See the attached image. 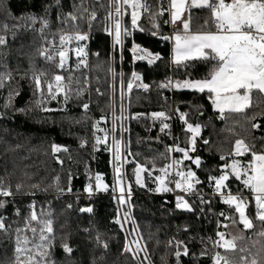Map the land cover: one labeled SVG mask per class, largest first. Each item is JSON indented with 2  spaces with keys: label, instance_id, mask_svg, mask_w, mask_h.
<instances>
[{
  "label": "trees",
  "instance_id": "16d2710c",
  "mask_svg": "<svg viewBox=\"0 0 264 264\" xmlns=\"http://www.w3.org/2000/svg\"><path fill=\"white\" fill-rule=\"evenodd\" d=\"M146 2L151 6L152 11H157L161 6L167 9L169 4V0H146ZM59 3L60 6L56 7V0H0V33L7 38L6 45L0 46V72L10 71L12 74L11 82H6L5 87L0 89V112H6L5 116L0 117V178H3L5 186H11L14 193L16 185H22L21 194L15 195L14 199L0 197L7 201L6 208L0 209V215L7 216L8 220L5 223L11 224L7 235L0 232V264H13L15 228L23 227V218L29 212L27 206L33 201L38 213L43 209L52 214L53 227L57 235L53 258L57 264H91L94 258L97 264H213L212 257L217 251L227 257L232 264H241L242 256L246 257L250 264L256 254L264 249V236L259 235L264 232V224L256 218L257 210L253 196L246 200L247 215L253 227L245 229L239 222V214L235 212L234 207L229 208L220 200L211 205V211L205 206V212L201 215L198 210L199 201L195 196L187 197L190 203L195 201L197 205V212L190 213L175 209V197L162 194L163 192L157 193L153 191V187L147 189L137 185L134 175L136 163L133 161L145 164L146 161L155 160L156 168L163 167L172 160L183 157L179 152L168 153L167 148L175 147L177 144L181 148L187 147L191 134L185 132L186 126L179 120L174 122L172 128L162 132L161 123L152 127L149 116L139 119L132 116L138 112L151 115L153 112L163 111L165 114H171L178 108L179 112L188 114L190 123H200L201 136L203 139H208L210 145L205 146L198 137L196 152L190 155L201 157L202 168L197 169L189 161H184L182 167L185 169L191 167L204 181L209 173L214 176L221 174L219 166L224 163L220 160L221 155L228 158V163H231L232 159L241 160L242 163L251 160L250 153H245L243 157L234 155L235 141L238 139L249 146L254 145L253 151L264 152V93L253 90L250 107L243 113L226 112L222 119L213 109L206 92L198 93L194 90L170 92L168 89L158 87L159 83L164 82L171 75L174 81L200 79L210 67L199 61L185 62L187 67L184 64L177 66L171 62L170 24L165 23L170 20L167 11L163 16L156 18L155 24L159 25L158 29L153 26L152 18L147 13H143L137 22L138 28L133 30L131 11L128 9L129 14L124 17L123 24L129 27L132 35L124 40L122 47L113 48L112 36L103 30L106 24L104 18L108 11V0H100L99 3L97 0H83L89 13L91 11L97 13L91 30L87 23L88 13H85L83 20L67 19V22H64L68 13L77 14L72 6L80 5L81 0H59ZM45 5H52L45 16L50 22L47 31L69 33L89 30L91 33L87 45L89 54L87 67L77 72L64 73L66 85L72 89V93L62 112H43L38 109L35 100L39 94L34 92L30 74L17 68L18 55L33 44L35 33L33 30L23 28L17 31L13 26L23 23L19 19L21 16L29 14L44 16ZM190 16L191 30H214L210 24L205 25V20L210 17L207 9L192 8ZM4 25L8 26L7 32L4 31ZM13 31L16 32L15 38L12 36ZM153 31H156L157 35L153 36L151 34ZM164 36H169L170 39L165 40ZM133 43L160 53L162 59L153 65H149L147 61L134 59L130 52ZM96 53L99 55L97 56ZM113 71L116 73L115 76ZM133 71L141 74L144 82L151 87L145 91L133 89L129 92L123 105L122 124L121 93L122 90L127 91V84L132 78ZM121 72L124 73L123 77L119 75ZM46 75L48 80L52 76L51 73ZM17 88L20 90V95L14 98L13 103L15 108L27 106L29 110L26 113L3 107L9 91ZM97 88H107L108 96L106 98L92 96L91 91ZM77 91H82L83 94L77 96L75 94ZM82 103H89L87 112L83 110ZM193 106H201L202 114L195 111ZM102 116L104 120H101ZM96 121H100L99 125L109 134H112L114 124L115 138L122 140L124 146H127L124 150L123 173L126 186L130 185L132 191L129 204L118 205L113 198L117 191L116 193L112 191L111 153L92 151L93 126ZM253 124L260 126L253 128ZM53 144L68 148V152L61 154L62 160L58 159L59 154L52 152ZM147 167L152 169V164H147ZM89 173L102 174L103 182L109 186L108 191H96L95 195L85 192V185L91 183ZM169 178L172 179L171 176ZM57 183L64 189L63 192L57 191ZM227 183L238 192L248 190L234 177H230ZM32 185H39V188H32ZM205 185L206 183L200 186V191L205 190ZM69 204L71 208L67 207ZM17 207L20 209L19 217L14 214ZM86 207L93 208V212L81 213L80 209ZM120 208L123 214L128 213L126 221L128 234L134 240L136 234L129 213L138 228L139 237L146 250L145 253L139 251V257L133 258V253L124 252L123 245L127 234L120 225L112 223ZM219 210H223L225 216L233 217L236 222L233 223L232 219L226 220L223 217L222 225L227 227L217 228ZM185 226L188 227V231L184 230ZM85 228L91 229V232H84ZM217 231L224 232L225 238L229 240L236 237L234 241L236 248L225 251L223 248L212 246ZM97 232L101 234V240L109 244L107 250L97 245L95 240ZM61 236L69 237L68 242L74 249L70 257L66 256L60 247ZM176 241L184 242L189 249L188 255H183L181 248L182 254L177 259ZM205 248L207 255L201 256L200 253Z\"/></svg>",
  "mask_w": 264,
  "mask_h": 264
},
{
  "label": "snow or ice",
  "instance_id": "6c2138e0",
  "mask_svg": "<svg viewBox=\"0 0 264 264\" xmlns=\"http://www.w3.org/2000/svg\"><path fill=\"white\" fill-rule=\"evenodd\" d=\"M99 3L100 0H97ZM56 7L60 6L59 0H56ZM103 6V5H101ZM52 5H45L44 16H36L35 14H29L27 16H21L19 19L23 22L21 24L14 25L13 27L19 31L21 28L24 30H35L34 26L37 21L40 23L38 29L41 36L44 35V31L49 27V20L45 18L48 10ZM74 12L68 13L64 22L67 19L76 21L77 19L83 20L85 13L87 15V23L89 30H91L93 21L97 18V13L91 11L89 13L88 8L84 6L83 0L80 5L73 4ZM199 8L207 9L210 12V17L205 20V25H211L214 30L201 31L196 33L190 32V9ZM128 9H131V28L136 30L138 28V20L141 18V14L147 13L153 20V26L159 28L158 24H155V20L158 17L164 15L165 11L170 16V21L165 23H171L176 25L177 22L182 24L183 34L177 32L174 35V47L172 49V63L179 66L188 61H199L206 65H210L205 76L200 79H184L172 81L171 78H166L164 82L158 84L160 89H191L198 93H207L208 99L213 106V109L220 114V118L225 117L227 112L243 113L246 108L249 107L250 94L253 90H258L260 93H264V0H169L168 8L164 9L162 6L157 11H152L151 6L146 0H108V11L104 20L106 21L104 32L113 38V48L117 46H123L124 40L132 35V31L129 27L123 24L124 17L127 16ZM189 12L188 18H184L185 13ZM143 31V29H139ZM4 31H8V26L4 25ZM153 36L157 35L156 31L151 33ZM12 36L15 38L16 32H12ZM88 39V34L76 31L73 34L62 33L60 35V48L64 49L66 43H70L75 40L76 42L85 41ZM163 39L167 40L170 37L164 36ZM7 39L5 35H0V46H5ZM55 47L54 43H49V47H41L39 55L46 61H54L58 55L59 64L58 68L63 69L65 61L68 58L67 50L52 51ZM130 51L133 53L134 59L147 61L149 65L155 64L161 60L160 53H153L147 48H142L140 45L133 43ZM76 56L79 60L77 67L81 65L87 67L86 56L87 52L84 48L77 47L75 49ZM139 53V54H138ZM98 56L99 53H96ZM122 58V57H121ZM6 67V66H5ZM30 68H34V65H30ZM112 71V69H109ZM116 73L113 71V76ZM121 77L124 73L119 74ZM131 79L128 81L127 88L131 90L133 88V81H142L141 74L133 71L131 73ZM24 77L22 76L21 79ZM34 84V92L39 94V97L35 100V106L42 111H52V109L44 107L48 98L51 100H57L58 96L63 95V103L67 104L71 98L72 89L64 83V78L61 75H54L52 80H48L46 73L41 71L39 74L33 71V75L29 77ZM43 78V79H42ZM12 80V74L8 72H0V89L5 87L6 82L10 83ZM123 85V80H121ZM137 87H142L145 90L149 89L148 84L138 83ZM99 92V90L97 89ZM77 96L82 95V91L75 93ZM20 95L19 88L11 90L8 93L6 102L3 105L5 109H14L17 112L26 113L29 109L15 108L13 103L14 98ZM82 108L85 112L89 110V103H82ZM194 110L202 114L201 106H193ZM179 119L183 122L185 132L190 133L191 137L188 140V146L181 148L178 144L173 147L169 146L167 152H179L183 154L182 160H172L171 163L165 164L163 167L156 168L155 160L146 161L145 164L139 162L136 163L134 168V175L136 177L135 183L141 187L144 186V181L141 178V173L147 172L151 178L153 176L152 169L160 172L162 175L154 177L156 187L153 189L155 192H176L179 193L175 196V208L190 213L197 212L196 202H189V199L185 197L196 196L199 201V213L201 215L205 212V206L211 211V200H206L204 195L200 191V186L207 183L209 187L213 188V193L218 194L221 202L229 208L234 207L236 213L239 214V222L243 224L245 229H251L253 227L252 221L245 213V209L248 204L246 199L241 195H233L229 189L228 183L230 177H234L237 181H240L244 188L250 190L256 205V218L264 224V152H256L252 149L254 145L249 146L243 140L235 141L234 155L236 157H243L245 153L251 154V160L247 163H242L241 160L232 159L231 163L227 162V157L220 156V160L224 161L219 166L220 175L214 176L211 173L207 174L206 180L202 181L196 171H193L191 167L183 168L184 161H189L194 164L197 169L202 168L203 161L200 156L193 157L190 153L196 152L197 138L200 137L205 146L210 145L208 139H203L201 136L202 126L200 123H190L188 121V114L179 112L176 109ZM6 115V112H0V117ZM151 116L154 119H161V131H165L169 128L164 120L169 119L165 112H153ZM105 118L102 116L101 120ZM255 119V117H253ZM100 121H96L94 124L95 132H103L104 136H95V143L93 149L96 150V146L101 143L104 144L105 150L113 153V185L112 191L116 193L119 190V196L114 195V199L118 205H126L131 200V186L127 187L124 184V173L120 167L123 161L121 155V141L115 138L113 135L112 146L109 148L107 144L108 133L97 127ZM253 128L259 127L258 124H253ZM115 133V129L111 130ZM86 143V141L84 142ZM83 146V143H82ZM19 147V145H17ZM52 152L59 153L61 151L68 152V148L62 145L53 144ZM127 146L125 145V149ZM210 150V149H209ZM61 164L62 161H59ZM152 164V169L147 167V164ZM175 169L174 173L169 170ZM173 176L176 178L170 179ZM91 179V177H89ZM174 185V187L170 186ZM32 188H39V185H32ZM58 192H63L64 189L56 185ZM109 186L103 182L102 174L97 173L95 175V185L86 184L84 191L91 195L93 190L108 191ZM225 189H228L225 194ZM22 185H16V192L14 193L11 186H5L3 178H0V197L15 198V195L21 194ZM71 191V188H68ZM34 194V193H29ZM7 201L0 199V209L6 208ZM71 208L69 204L67 206ZM29 209L28 215L25 216L23 227L15 228V248H14V261L13 264H57V261L53 258V252L56 248L57 235L53 227V219L51 213L45 212L43 209L38 213L36 211L35 201L27 206ZM81 213H92L93 208L86 207L80 209ZM17 217L20 216V209L15 208ZM224 218L232 219L235 223V219L231 216H225L223 212L219 213ZM124 221L128 219V213L123 214ZM8 220L7 216L0 215V232L8 234L11 224H6ZM12 223H18V221H12ZM112 223L120 225L123 229V223L121 222V214L118 209L116 217L113 218ZM227 227V225H221L217 222V228ZM185 231H188V227L185 226ZM84 232L90 233L91 229L85 228ZM29 233L31 235H29ZM218 239L214 241V246L223 248L225 251L234 250L236 244L234 243L236 237L229 240L225 238V233L217 231ZM264 236V232L259 233ZM202 242H203V238ZM211 239V238H209ZM60 247L66 256L70 257L74 249L70 246L69 237H59ZM96 243L102 246L105 250L108 249L109 244L101 240V234L97 232L95 237ZM171 244V241L169 242ZM131 244H135L136 247H131ZM125 253H133L135 255L142 250L138 241L126 242L123 245ZM181 248L183 249V255L189 254V249L184 245L183 241H176L175 256L177 259L181 256ZM244 251V249H241ZM201 256L207 255V249L201 251ZM101 260L103 257L100 258ZM241 264H248L246 257H240ZM213 264H232L227 257L221 255L219 251L212 257ZM91 264H97L94 258ZM250 264H264V249L251 260Z\"/></svg>",
  "mask_w": 264,
  "mask_h": 264
},
{
  "label": "rangeland",
  "instance_id": "374dc122",
  "mask_svg": "<svg viewBox=\"0 0 264 264\" xmlns=\"http://www.w3.org/2000/svg\"><path fill=\"white\" fill-rule=\"evenodd\" d=\"M131 11V9H130ZM143 15V12L141 14V16ZM40 28V23L39 21H37L36 25L34 26V33H35V37H34V42L33 44L29 47V49H27L25 52L21 53L18 55V59H17V68L21 71H26L30 74V76L33 75V71L37 74H39L41 71H43L44 73H48V74H52L51 78L49 80H52V78L54 77V75H61L64 78V83H67V80L64 76V73H69V72H77L82 70L83 68H85V66L81 65L80 67H77V65L79 64V60L76 56V52L75 49L77 47H81L84 48L85 51L87 52V56H86V64L88 65V61H89V54L87 51V45H88V41L89 38L91 36L90 31L88 30L87 32H81V33H86L88 34V39L85 41H81V42H76L75 40L71 41L70 43H66L64 46V49L60 48V35L62 33H66V34H73L75 32H60L57 33L56 31H47V29H45L44 31V35L41 36V34L39 33L38 29ZM1 34V33H0ZM3 35V34H1ZM7 39V38H6ZM113 40V38H112ZM54 43L55 47L53 49H51L52 51H60V50H67L68 52V58L65 61V65L63 69H60L57 67V65L59 64V57L58 55L55 57V60L50 62V61H46L43 57H41L39 55V50L41 49V47H49V43ZM30 65H34V68H30ZM67 66H70V69H66ZM97 89L99 90V92H102V96L99 94L93 93L94 91H97ZM91 91L92 96L94 97H99V98H106L109 94V91L107 88H97ZM98 93V92H97ZM94 94V95H93ZM129 94L128 89L127 91H123L121 93V99H122V106L124 105V101L126 96ZM114 96V93L112 91V97ZM44 107L52 109V111H63L65 108V104L63 103V95L61 94L60 96H58L57 100H51L50 98H48L47 103L44 104ZM40 109V108H38ZM42 111V110H41ZM45 112V111H43ZM50 112V111H48ZM124 114V113H123ZM123 119H124V115H122L121 113V123L123 124ZM202 132V131H201ZM121 141V155L123 158V161L120 164V167L124 168V162H125V155H124V150H125V146L122 140ZM64 152L61 151L59 153H55V154H59L58 159L62 160L63 156L61 154H63ZM183 157L179 158L178 160H182ZM112 166H113V160H112ZM153 171V176L150 178L148 176L147 172L141 173V178L144 181V186L147 189H150L151 187H153L152 189H154L156 187V182L154 180V177L157 175H162L160 172H155ZM92 184V183H90ZM124 184L126 186V183L124 181ZM93 185V184H92ZM95 185V184H94ZM93 185V186H94ZM127 187V186H126ZM154 191V190H153ZM158 193V192H157ZM162 193V192H159ZM119 196V190L117 189V197ZM246 210V209H245ZM120 214H121V222L123 223V229L127 234V240L128 242L131 241H138L139 244L142 247V251L145 253L146 250L144 248V245L139 237V232H138V228L135 226V222L133 220L132 215L129 213V216L131 218L132 224L134 225V230L135 234H136V240L132 239L130 237V235L128 234V225L127 223L124 221L123 218V213L122 210L120 208ZM246 213V211H245ZM247 215V213H246ZM131 247L135 248L136 245L135 244H131ZM136 257H139V253L135 255Z\"/></svg>",
  "mask_w": 264,
  "mask_h": 264
},
{
  "label": "built area",
  "instance_id": "2783aa9c",
  "mask_svg": "<svg viewBox=\"0 0 264 264\" xmlns=\"http://www.w3.org/2000/svg\"><path fill=\"white\" fill-rule=\"evenodd\" d=\"M170 21V20H169ZM170 24V31H169V36L171 37V39L174 37V35L176 34V30H175V28H174V26H173V24H171V23H169ZM89 42V41H88ZM132 48V47H131ZM130 48V49H131ZM142 48H144V47H142ZM151 51V50H150ZM131 52V51H130ZM132 53V52H131ZM153 53H156V52H153ZM133 54V53H132ZM139 54V53H138ZM71 67L70 66H67L66 67V69H70ZM141 77H142V75H141ZM169 78H171L172 79V81L173 82H175L174 81V79H173V77H172V75L171 76H169ZM144 83V84H148V83H145L144 82V80H143V77H142V81H133V88L131 89V90H129L128 89V92H131L133 89H138V90H142V91H145V89H143L142 87H137V84L138 83ZM149 85V84H148ZM150 86V85H149ZM151 87V86H150ZM150 87H149V89H150ZM170 92H174L175 90H178V89H176V88H169L168 89ZM98 91H94L93 93H95V95L96 94H99V95H101L102 96V92H98ZM94 95V94H93ZM97 96V95H96ZM122 115H124L123 114V106H122ZM147 116H149L150 117V119H151V122H152V127H153V125H155V124H158V123H161V119H154L151 115H147L146 113H142V112H138V113H135V114H133V118H137V119H139V118H144V117H147ZM166 116H168L169 117V119H167V120H164L163 122L164 123H167L168 125H169V128H172L173 127V125H174V122L176 121V120H179V121H181L180 119H179V117H178V113H177V111L176 110H173V112L171 113V114H166ZM97 127H99V128H102V129H104L107 133H108V131L104 128V127H102V126H100V125H97ZM113 128L112 129H114V124H113V126H112ZM93 132H94V141L91 143V148H92V151L94 152V153H111V156H112V160H113V153L112 152H110V151H106L105 150V146H104V144L103 143H101L100 145H97L96 146V150H94L93 149V145H94V143H95V136L96 135H99V136H104V133L103 132H95L94 131V127H93ZM113 135H114V133L112 132V134H109L108 133V135H107V144H108V146H109V148H111V146H112V140H113ZM171 173H174L175 172V169H170L169 170ZM95 175H96V173H89V177H91V179H89L90 180V182L94 185L95 184ZM172 178H176V177H173V176H171ZM70 183H72V178H70ZM172 187H174V185H171ZM229 189L231 190V192H232V194L233 195H237L238 193L239 194H241L246 200L249 198V197H251L252 196V194H251V192H250V190L248 191H244V192H238V191H236V190H233L231 187H229ZM225 191V194H227V191H228V189H225L224 190ZM201 193L204 195V197H205V199L206 200H211V205L212 204H214V202H216L217 200H220V198H219V195L218 194H214L213 193V188L212 187H209V185L206 183V185H205V190L204 191H201ZM96 194V191H95V189L93 190V193L91 194V195H95ZM162 194H166V195H168V196H173V197H175L177 194H183V193H179V191L177 190L176 192H168V193H162ZM116 196H117V193H116ZM196 197V196H195ZM186 199H187V196L185 197ZM221 201V200H220ZM222 203V202H221ZM176 209V208H175ZM221 212H223V210H219L218 212H217V216L219 217V223L222 225L223 224V217L224 216H220L219 215V213H221ZM224 213V212H223ZM218 239V237H216V238H214V240H213V242L214 241H216ZM212 242V246H214V243ZM214 247H218V246H214Z\"/></svg>",
  "mask_w": 264,
  "mask_h": 264
},
{
  "label": "crops",
  "instance_id": "0c3cea01",
  "mask_svg": "<svg viewBox=\"0 0 264 264\" xmlns=\"http://www.w3.org/2000/svg\"><path fill=\"white\" fill-rule=\"evenodd\" d=\"M184 18H188V12L185 13V16ZM175 30H176V33L177 32H180L181 34H183V28H182V24H180L179 22H177L176 25H173ZM190 32L191 33H196V32H201V31H193L190 29ZM174 44H175V41H174V38H172V49L174 47ZM171 62H172V53H171ZM178 90H188V91H193L191 89H178ZM252 104V95L250 94V101H249V107L251 106ZM227 112V111H226ZM255 201V200H254ZM256 206V205H255ZM246 213H247V208H246ZM248 216V215H247Z\"/></svg>",
  "mask_w": 264,
  "mask_h": 264
},
{
  "label": "water",
  "instance_id": "95a60500",
  "mask_svg": "<svg viewBox=\"0 0 264 264\" xmlns=\"http://www.w3.org/2000/svg\"><path fill=\"white\" fill-rule=\"evenodd\" d=\"M167 37H169V36H167Z\"/></svg>",
  "mask_w": 264,
  "mask_h": 264
}]
</instances>
